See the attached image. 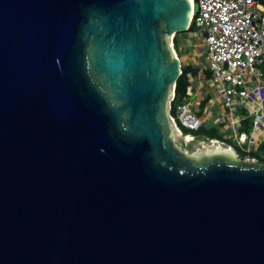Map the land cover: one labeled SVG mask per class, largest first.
I'll return each instance as SVG.
<instances>
[{
	"label": "water",
	"instance_id": "water-1",
	"mask_svg": "<svg viewBox=\"0 0 264 264\" xmlns=\"http://www.w3.org/2000/svg\"><path fill=\"white\" fill-rule=\"evenodd\" d=\"M191 13L0 0V264H264V164L169 115Z\"/></svg>",
	"mask_w": 264,
	"mask_h": 264
},
{
	"label": "built area",
	"instance_id": "built-area-1",
	"mask_svg": "<svg viewBox=\"0 0 264 264\" xmlns=\"http://www.w3.org/2000/svg\"><path fill=\"white\" fill-rule=\"evenodd\" d=\"M194 5L198 7L196 11ZM191 24L195 28H190ZM177 33L171 35L173 50L183 66L181 44L174 46ZM184 33L187 36L183 38L184 45L192 48L190 55L206 54L200 70L209 71L206 113L216 111L215 121L230 128V136L244 151L251 152L252 147L264 141V0H192V15ZM174 89L175 83L168 101L170 109ZM186 93L188 98L177 105L175 115L169 109L179 131L178 122L194 130L204 123V118L194 109L199 102L193 98L194 86L190 82ZM218 106L222 108L219 113ZM244 121L250 126L248 133L240 131ZM193 138L189 137L187 143ZM176 143L179 145L180 141ZM212 143L231 148L237 157H244L232 145H223L218 140L200 142L195 149Z\"/></svg>",
	"mask_w": 264,
	"mask_h": 264
},
{
	"label": "crops",
	"instance_id": "crops-1",
	"mask_svg": "<svg viewBox=\"0 0 264 264\" xmlns=\"http://www.w3.org/2000/svg\"><path fill=\"white\" fill-rule=\"evenodd\" d=\"M180 51H181V54L184 52L182 48H180ZM185 53L186 54H182V55L180 54L181 58H182L183 66L191 65L192 67H196L197 68V57H194L193 55H190V51L189 52H185ZM198 75L200 77H198ZM188 76H190L189 82L192 83V85L194 86V93H193L194 97L193 98L195 99V101L199 102V104H195L194 105V109L197 111L198 115H200V116H202L204 118V123L203 124L208 126V127L216 126L217 129H218V133H220L221 135L225 134V133L230 134L232 132L230 128L226 129L225 125L223 123H220V122L217 123L215 121L216 115H217L216 111H212L210 114L206 113L208 87H207L206 80L203 79V73H201L198 70L196 72H194V71L191 72L190 71V72H188ZM221 110H222L221 106H218V113ZM243 124H244V122H243ZM243 124H242L241 127H243ZM236 143H237V141H236ZM263 143H264V141L259 143L258 145H255L254 147H252L253 148L252 150H256ZM241 150H243V149H241ZM245 153H246V151H245ZM262 155L264 157V153ZM243 156H246V155L243 154ZM252 158H254V157H252Z\"/></svg>",
	"mask_w": 264,
	"mask_h": 264
},
{
	"label": "trees",
	"instance_id": "trees-1",
	"mask_svg": "<svg viewBox=\"0 0 264 264\" xmlns=\"http://www.w3.org/2000/svg\"><path fill=\"white\" fill-rule=\"evenodd\" d=\"M193 24H191L190 28L192 27ZM179 33L176 34V36L174 37V46L177 47L179 45L178 43V35ZM178 44V45H177ZM196 72L197 68L196 67H192L191 65L189 66H182V72L180 74V76L177 78L176 82H175V95L173 100L171 101V109H170V113L171 114H176V108L177 105L184 102L185 100H187L188 95L186 93V88L187 85L189 83V76H188V72ZM179 125H182L179 122ZM197 131V137L200 140H204L206 142H211L213 140H217L214 137L215 136H220L221 134L218 133V129L216 126H206L204 124H202L198 129H196ZM189 133H184L183 135H186ZM191 135V134H190ZM194 139V138H193ZM251 154H253L252 157H255V155H258L260 157L259 161H263L264 162V157H263V153H264V143L261 144L256 150H252L250 152ZM256 158V157H255Z\"/></svg>",
	"mask_w": 264,
	"mask_h": 264
},
{
	"label": "rangeland",
	"instance_id": "rangeland-1",
	"mask_svg": "<svg viewBox=\"0 0 264 264\" xmlns=\"http://www.w3.org/2000/svg\"><path fill=\"white\" fill-rule=\"evenodd\" d=\"M191 28H195V25L193 24L192 25V27ZM186 33H184V32H179V37H178V43H180L181 44V48L183 49V53L182 54H186L185 52H189L190 50H192V48L191 47H186L185 45H184V43H185V39L183 40V38L186 36L185 35ZM187 37V36H186ZM185 37V38H186ZM195 39H198V37H195ZM181 40V42H179ZM178 45V44H177ZM177 48V47H176ZM202 48V47H201ZM179 53L181 54V51H179ZM181 54V55H182ZM180 55V56H181ZM205 55L206 54H202L201 56H197V70L198 71H200L201 70V68H202V66H203V63L205 62ZM262 68H264V65H262ZM209 75V71H204V73H203V79L204 80H206V78H207V76ZM209 123V122H208ZM178 124H179V122H178ZM179 127H180V132L182 133V134H184V133H189V134H191V135H193L194 136V139L193 140H190L188 143H187V148H188V150H189V152L191 153V152H193L194 150H196L195 149V146L196 145H198L200 142H206V141H204V140H200L198 137H197V131L196 130H194V129H190V128H187V127H185V126H183V125H179ZM249 130H250V126H248L247 125V121H244V124H243V127H241L240 128V131H244V132H246V133H248L249 132ZM231 134V133H230ZM230 134H228V133H225V134H222V135H220V136H215L214 138L215 139H217V140H219L223 145H226V144H231L234 148H235V150L237 151V152H239V154L241 155V156H243V154H245L246 156H244V157H242L241 159L242 160H246V161H254L256 164H258V165H263L264 164V162L263 161H259V159H260V157L258 156V155H255V159L254 158H252V156H253V154H251V153H245V151H243V150H241L242 148L236 143V139L234 138V137H232V136H230ZM231 137V138H230ZM174 140H175V142H178V139L176 138V137H174ZM241 148V149H240Z\"/></svg>",
	"mask_w": 264,
	"mask_h": 264
},
{
	"label": "flooded vegetation",
	"instance_id": "flooded-vegetation-1",
	"mask_svg": "<svg viewBox=\"0 0 264 264\" xmlns=\"http://www.w3.org/2000/svg\"><path fill=\"white\" fill-rule=\"evenodd\" d=\"M207 150H204L203 152H206ZM212 156H208V158H211Z\"/></svg>",
	"mask_w": 264,
	"mask_h": 264
},
{
	"label": "bare ground",
	"instance_id": "bare-ground-1",
	"mask_svg": "<svg viewBox=\"0 0 264 264\" xmlns=\"http://www.w3.org/2000/svg\"><path fill=\"white\" fill-rule=\"evenodd\" d=\"M191 15H192V13H191Z\"/></svg>",
	"mask_w": 264,
	"mask_h": 264
}]
</instances>
